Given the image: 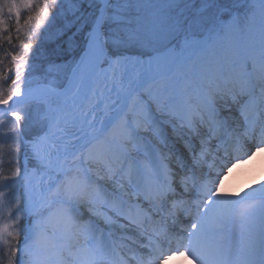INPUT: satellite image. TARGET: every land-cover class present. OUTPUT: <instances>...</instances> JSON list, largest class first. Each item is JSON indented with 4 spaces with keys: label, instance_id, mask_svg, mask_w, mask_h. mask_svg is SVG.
I'll return each mask as SVG.
<instances>
[{
    "label": "snow or ice",
    "instance_id": "snow-or-ice-1",
    "mask_svg": "<svg viewBox=\"0 0 264 264\" xmlns=\"http://www.w3.org/2000/svg\"><path fill=\"white\" fill-rule=\"evenodd\" d=\"M264 0H0V264H264Z\"/></svg>",
    "mask_w": 264,
    "mask_h": 264
},
{
    "label": "bare ground",
    "instance_id": "bare-ground-1",
    "mask_svg": "<svg viewBox=\"0 0 264 264\" xmlns=\"http://www.w3.org/2000/svg\"><path fill=\"white\" fill-rule=\"evenodd\" d=\"M233 164L235 167L225 180L226 192L238 190L244 194L264 181V153H258L252 159L247 156L243 160L234 159ZM170 264H187V261L177 258Z\"/></svg>",
    "mask_w": 264,
    "mask_h": 264
}]
</instances>
